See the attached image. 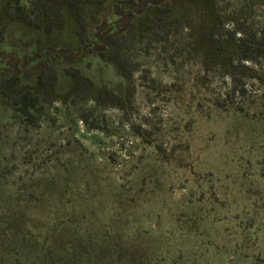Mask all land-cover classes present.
<instances>
[{"label": "rangeland", "instance_id": "obj_1", "mask_svg": "<svg viewBox=\"0 0 264 264\" xmlns=\"http://www.w3.org/2000/svg\"><path fill=\"white\" fill-rule=\"evenodd\" d=\"M215 1L264 33V0ZM118 19L108 2L92 31ZM36 37L10 25L0 58ZM146 44L131 77L93 54L80 64L93 83L74 87L58 65L38 127L0 100V264H264V80L233 96L200 55H179V32ZM36 81L23 70V88Z\"/></svg>", "mask_w": 264, "mask_h": 264}, {"label": "trees", "instance_id": "obj_2", "mask_svg": "<svg viewBox=\"0 0 264 264\" xmlns=\"http://www.w3.org/2000/svg\"><path fill=\"white\" fill-rule=\"evenodd\" d=\"M108 2L119 19L93 32L92 12L103 10ZM216 6L215 0H0V41L13 24L37 34L31 54L19 57L12 51L0 58V100L13 109V119L38 127L39 105L54 90L58 65L73 78L74 87L93 83L80 69L93 54L119 77H131L140 68L129 54L136 43L147 40L148 48L161 44L166 50L178 32L179 55H186V50L200 55L207 73L230 78L231 95H245L247 78L264 80V69L257 68L264 65V33L247 25L240 14L225 16ZM226 22L233 24L231 30H224ZM182 35L188 47L180 45ZM24 69L37 79L28 89L21 85Z\"/></svg>", "mask_w": 264, "mask_h": 264}]
</instances>
